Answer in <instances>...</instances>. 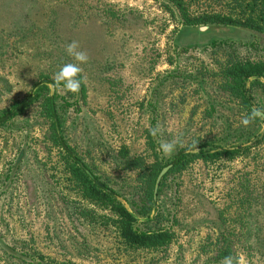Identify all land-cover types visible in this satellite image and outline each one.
I'll use <instances>...</instances> for the list:
<instances>
[{"label": "rangeland", "instance_id": "rangeland-1", "mask_svg": "<svg viewBox=\"0 0 264 264\" xmlns=\"http://www.w3.org/2000/svg\"><path fill=\"white\" fill-rule=\"evenodd\" d=\"M116 11L122 17L113 18ZM73 40L90 57L81 65L84 82L78 93L53 81L64 64L75 63L65 50ZM215 41L233 42L245 55L252 43L264 53L263 34L220 25L183 27L156 0H0V110L30 102L0 132V246L22 242L30 248L26 254L31 256L36 248L60 263L66 254L62 245L85 240L97 259L89 263L81 256H67L72 264H99L97 260L134 264V257L117 253L112 229L70 224L63 177L57 180L62 175L51 167L55 160L46 156L47 122L39 102L43 96L52 100L63 135L85 168L118 192L120 202L130 210L126 198L134 185L133 173L117 163L123 151L146 158L148 164L155 162L147 146L151 128L162 129L151 135L162 168L174 154L165 156L161 141L177 138L184 147L178 144L176 153L193 140L214 134L219 138L213 137L216 148L251 147L256 137L260 140L264 135V121L259 118V128L247 142H222V135L238 129L243 117L207 77L216 71L215 58L202 50ZM254 81L248 80L247 86ZM257 81L264 85V80ZM252 93L253 109H262L264 95L260 89ZM19 149L25 153L16 168L13 160ZM240 171L251 185L264 186V141L233 160L191 163L161 179L159 186L166 177L162 193L156 196L157 210L175 217L178 224L169 259L159 264H221L201 245L215 229L230 235L234 221L225 205ZM256 231L261 241L264 225ZM9 256L0 251V264H16ZM26 260L34 264L31 258ZM239 260L246 264L243 254Z\"/></svg>", "mask_w": 264, "mask_h": 264}, {"label": "trees", "instance_id": "trees-1", "mask_svg": "<svg viewBox=\"0 0 264 264\" xmlns=\"http://www.w3.org/2000/svg\"><path fill=\"white\" fill-rule=\"evenodd\" d=\"M162 3L163 9L172 16L178 17L183 27H208L212 25L229 26L242 28L251 32L264 35V0H156ZM122 17L119 12L113 14V18ZM237 44L230 41H215L206 46L202 51L210 53L215 58L216 71L207 77L212 79L211 83L216 89L236 105L242 119L249 116L253 109V90L260 89L264 95V85L257 80L249 88L247 81L253 77L264 78V53L255 44H248L246 55L236 49ZM245 47V46H243ZM241 47V48H243ZM214 79V80H213ZM82 86V85H81ZM44 88V87H43ZM45 89V88H44ZM40 114L47 122L45 146L46 156L55 161L51 164L54 171H59L57 180L61 177L67 191L63 196L64 207L67 211L72 226H88L94 229H112L116 236V251L122 258L134 257V264H159L169 259L172 248H174L177 232L175 230L177 220L171 218L160 208L153 214V190L159 172L163 169L156 161L154 141L148 135L147 146L153 152L155 162L148 164L146 158L129 156L126 151L121 152L120 163L123 171L133 173L132 183L128 191V201L131 207L128 210L119 200L118 192L107 183L99 182L91 174L83 163L76 150L69 145L63 135V123L57 114L54 104L51 106V99L47 96L41 98ZM30 102L15 104L10 109L0 110V132L7 128L8 124L18 115L23 107ZM259 108L264 109V103ZM260 125L257 118L248 126L241 122L238 129L227 130L222 135V142L227 141L244 143L255 135ZM62 133V137L60 136ZM215 136L211 135L207 140L201 137L193 140L186 148H180L174 153L170 160L172 168L168 174L186 170L191 163L202 162L214 164L222 160L230 161L250 153V149L258 146L264 141V135L257 139L251 147L216 148L213 146ZM218 138V136H215ZM219 139V138H218ZM197 147H193V144ZM24 150L19 149L14 156V167L19 168L23 161ZM167 166V165H166ZM87 171L93 179L88 176ZM135 172V174H134ZM167 174V175H168ZM238 177L237 185H233L227 194L228 201L225 207L231 210V217L234 226L230 228V235L224 230L215 229V232L208 235L201 247L206 248L209 253L214 254V260L221 262L225 257L232 256L239 259L244 255L246 264H264V238L260 241L259 225H264V186L250 184L247 175ZM166 178V177H165ZM159 186L160 196L164 187V181ZM99 182L100 186L96 184ZM107 182V181H106ZM73 195V198L69 196ZM95 207V208H94ZM100 211H107L112 215H100ZM153 214V215H152ZM139 219H144L143 222ZM227 221V219H225ZM256 229V230H255ZM74 240L76 239L75 236ZM55 237L51 238V243ZM5 256L14 259L16 264H29L27 258L32 259L34 264H72L68 257L81 256L92 263L96 257L89 244L82 240L69 242L68 246H61L66 253L62 262H57L49 257L39 254L33 248L30 256L26 245L17 242L14 247L4 248L0 246ZM94 253H92V252ZM96 252H98L96 250ZM4 256V255H3ZM68 256V257H67ZM97 259V257H96ZM132 261V260H131ZM100 264V261H96Z\"/></svg>", "mask_w": 264, "mask_h": 264}, {"label": "clouds", "instance_id": "clouds-1", "mask_svg": "<svg viewBox=\"0 0 264 264\" xmlns=\"http://www.w3.org/2000/svg\"><path fill=\"white\" fill-rule=\"evenodd\" d=\"M66 53L73 58L75 63L64 64L59 71H57L53 76V81L55 86L63 87L65 90L71 93H78L81 89V85L84 79L81 77L83 68L81 65L86 64L89 61V54L87 51L82 50L78 41L73 40L66 46ZM257 118H264V110L254 109L251 114L245 117L241 122L244 126H248ZM162 131L158 126L151 128L150 133L154 137L157 136ZM179 144L180 147H184V144L180 142L177 138L171 141H161L160 150H162L165 156L171 157ZM193 147H197L194 143ZM221 264H241V261L232 256L225 257Z\"/></svg>", "mask_w": 264, "mask_h": 264}, {"label": "water", "instance_id": "water-1", "mask_svg": "<svg viewBox=\"0 0 264 264\" xmlns=\"http://www.w3.org/2000/svg\"><path fill=\"white\" fill-rule=\"evenodd\" d=\"M250 80H259V81H263L264 79L262 77H253V78H250ZM27 103L29 102V100L26 101ZM25 102V103H26ZM52 102V100H51ZM53 105V103H51V106ZM262 120L264 121V118H262ZM172 168V165H167L165 166L158 174L157 176V179L155 181V186H154V190H153V202L155 203L154 204V211H153V214L156 212L157 210V202H156V195H157V190H158V186H159V183L161 181V179L169 172V170ZM87 174L88 176H90V178L93 179L92 175L87 171ZM97 185L100 186L99 182H96ZM126 207V206H125ZM127 208V207H126ZM128 209V208H127ZM129 210V209H128ZM152 214V215H153ZM140 221H143V219H139Z\"/></svg>", "mask_w": 264, "mask_h": 264}]
</instances>
